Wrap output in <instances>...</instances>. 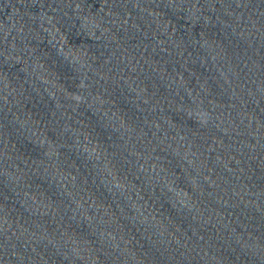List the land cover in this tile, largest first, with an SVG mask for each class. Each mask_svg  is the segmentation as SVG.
I'll return each mask as SVG.
<instances>
[{
	"label": "water",
	"instance_id": "obj_1",
	"mask_svg": "<svg viewBox=\"0 0 264 264\" xmlns=\"http://www.w3.org/2000/svg\"><path fill=\"white\" fill-rule=\"evenodd\" d=\"M0 264H264V0H0Z\"/></svg>",
	"mask_w": 264,
	"mask_h": 264
}]
</instances>
